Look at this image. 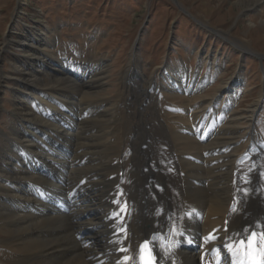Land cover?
Instances as JSON below:
<instances>
[{
    "label": "bare ground",
    "instance_id": "obj_1",
    "mask_svg": "<svg viewBox=\"0 0 264 264\" xmlns=\"http://www.w3.org/2000/svg\"><path fill=\"white\" fill-rule=\"evenodd\" d=\"M51 56L44 55L42 69L35 58L30 64V93L20 96L26 102L3 151L9 176L0 189V264H133L152 234L161 264H200L202 251L217 245L226 264L241 235L264 231V153L260 165L230 153L243 146L240 112L227 124L228 102L209 112L193 104L202 78L170 73L165 86L131 91L130 100L147 98L150 111L135 123L120 108L119 94L114 107L103 97L105 60ZM136 73L148 79L139 66ZM169 87L189 102L154 105ZM255 118L252 112L247 139ZM254 139L252 147L264 149ZM56 198L72 200L68 214L53 205ZM163 236L179 240L172 253Z\"/></svg>",
    "mask_w": 264,
    "mask_h": 264
},
{
    "label": "rangeland",
    "instance_id": "obj_2",
    "mask_svg": "<svg viewBox=\"0 0 264 264\" xmlns=\"http://www.w3.org/2000/svg\"><path fill=\"white\" fill-rule=\"evenodd\" d=\"M247 2L0 0V71L5 75L0 80V189L9 176L4 170L8 157L3 151L20 120L18 108L26 102L20 96L30 93L25 88L33 74L30 64L35 58L42 69L46 62H42L43 57L50 53L57 59L66 55L90 62L105 60L108 68L103 73V97L110 98L114 107V98L119 94L116 99L124 101L120 108L128 118L133 113L135 123L139 117L146 120L150 111L146 109L147 98L140 95L137 102L130 100L133 91H151L158 83L165 86L170 73L188 71L204 80L193 104L199 103L209 112L213 106H222V102L225 105L234 101L233 111L227 112L230 116L223 117L227 124L233 123L228 120L234 111L240 112L236 124L239 137L244 135L239 139L243 146H232L230 153L240 155L249 147L252 112L256 116L255 133L259 131L253 139L262 140L259 136L264 138V0ZM137 66L148 79L137 76ZM40 86L46 89L49 85ZM233 88L236 90L231 95ZM164 90L163 97L155 93L159 96L154 101L157 107L190 100L185 93H173L170 87ZM141 107L146 109L144 113ZM169 112L170 116L175 114ZM216 120L213 116L211 123ZM230 135L237 140L234 133Z\"/></svg>",
    "mask_w": 264,
    "mask_h": 264
}]
</instances>
